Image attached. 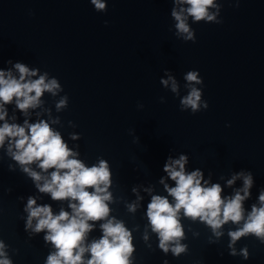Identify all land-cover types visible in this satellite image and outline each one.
<instances>
[{
  "label": "water",
  "instance_id": "1",
  "mask_svg": "<svg viewBox=\"0 0 264 264\" xmlns=\"http://www.w3.org/2000/svg\"><path fill=\"white\" fill-rule=\"evenodd\" d=\"M214 4L218 10L209 11L222 22L189 18L196 34L192 42L175 35L172 0H107L106 12L96 11L90 0H0V67H11L9 59L21 61L61 83L63 91L55 96L45 92L27 118L32 123L58 117L52 127L78 149L77 158L86 166L99 159L109 162V215L131 232L130 264H163L165 259L168 264H264V243L252 234L235 242V256L229 254L228 233L243 221L225 223L216 237L205 222L184 217L181 210L185 239L180 243L188 251L176 257L160 250L146 214L152 195H167L161 177L174 186L163 165L169 155L178 158L180 153L189 157L186 171L202 169L209 183L221 184L224 196L243 188L242 177L227 186L235 172L251 171L245 216L252 205L259 206L264 190V0ZM164 69L177 78L179 96L160 83ZM189 70L199 71L203 84L198 87L209 105L196 113L180 108ZM65 94L68 107L57 111ZM8 107L11 115L14 105ZM17 116L22 123V115ZM70 133L81 135L70 139ZM9 164L16 162L0 149V240L12 264H45L55 249L44 242L47 230H25L27 197L50 204L56 214L60 208L71 211L69 202L39 193L31 178L18 166L10 170ZM130 204L135 211H129ZM103 222H95L88 243L100 238ZM245 247L248 259L241 255Z\"/></svg>",
  "mask_w": 264,
  "mask_h": 264
},
{
  "label": "clouds",
  "instance_id": "2",
  "mask_svg": "<svg viewBox=\"0 0 264 264\" xmlns=\"http://www.w3.org/2000/svg\"><path fill=\"white\" fill-rule=\"evenodd\" d=\"M90 2L96 11H107V0ZM172 3L171 17L175 21V35L184 41H196L189 18L193 23L222 22L216 19L217 12L209 11L210 8L218 10L219 6L214 4V0H172ZM7 64L11 67H0V149L16 162L15 165L9 164L10 170L18 166L22 173L31 178L39 193L48 194L51 200H67L71 210L60 208L56 214L50 204H37L34 195L27 197L23 209L27 214L25 230L31 229L33 234L47 230L43 236L44 242L51 243L55 249L47 256L45 264H130L129 257L134 250L131 232L122 221L110 218L109 215L108 202L112 199V193L108 191L112 186L109 162L99 159L98 164L86 166L82 159L77 158L78 149L69 147L62 133L52 127L59 122L58 117L39 119L32 123L27 118L29 109L40 107L45 92L55 96L57 92L63 91L61 83L54 76L49 78L47 71L41 73L39 68L30 67L24 62L9 59ZM164 73L160 83L179 96L177 78L169 69H164ZM184 80L188 91L180 98L181 110H191L192 113L206 110L209 105L202 99V88L198 87L203 84L199 71H187ZM68 103L69 97L65 94L56 104L57 111L67 108ZM9 105H14L11 115ZM17 112L23 117L22 123L18 122ZM80 135L70 133L69 137L79 139ZM188 162L189 157L184 153H180L178 158L172 155L167 157L163 172L175 184L169 186L161 177L160 182L167 195H152L147 204L146 214L151 230L158 234L160 250L165 255L171 251L176 257L188 251V245L180 243L185 239L181 210L184 217L193 221L199 218L205 222L216 237L223 234L218 230L225 223L231 221L238 224L243 221L242 227L228 233L230 255L237 254L233 245L246 235L252 234L264 243V190L258 196L259 206L252 205L246 216L243 206L254 182L252 172H235L226 184L230 187L242 177L243 188L236 190L232 196H224L221 184L209 183L211 177L205 178L202 169L186 171L185 165ZM33 164L40 171L34 170L31 167ZM136 190L132 188L133 192ZM18 199L23 200L24 197ZM128 208L129 211H135L136 205L130 204ZM34 219L36 223L33 227ZM98 221H104L100 224L102 235L88 243V235ZM4 249L5 244L0 240V257H4L0 259V264H12ZM85 253L89 254L87 259ZM241 255L248 259L247 247L241 250ZM163 264H168V261L165 259Z\"/></svg>",
  "mask_w": 264,
  "mask_h": 264
}]
</instances>
